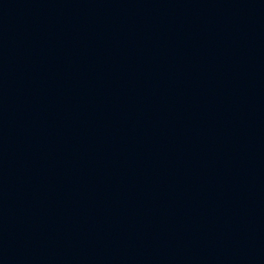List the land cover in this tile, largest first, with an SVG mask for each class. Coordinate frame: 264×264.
Returning a JSON list of instances; mask_svg holds the SVG:
<instances>
[{
	"label": "water",
	"instance_id": "obj_1",
	"mask_svg": "<svg viewBox=\"0 0 264 264\" xmlns=\"http://www.w3.org/2000/svg\"><path fill=\"white\" fill-rule=\"evenodd\" d=\"M0 264H264V0H0Z\"/></svg>",
	"mask_w": 264,
	"mask_h": 264
}]
</instances>
